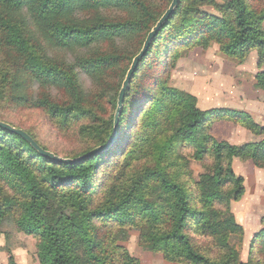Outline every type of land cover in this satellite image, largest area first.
<instances>
[{
  "label": "rangeland",
  "instance_id": "1",
  "mask_svg": "<svg viewBox=\"0 0 264 264\" xmlns=\"http://www.w3.org/2000/svg\"><path fill=\"white\" fill-rule=\"evenodd\" d=\"M172 1L140 0V4L134 7L115 5L110 9L102 8L101 11L78 13L70 20L80 25H92L97 20L106 23L129 20L146 22L140 30H134L123 37H115V40L92 44L90 47H56L50 43L43 25L32 16H13L14 22L24 28L30 48L25 53H16L4 46L5 42L0 33V80L6 78L7 72L18 73V81L27 83L13 90L16 98L27 95L36 98L40 82L30 77L27 67L28 60L34 54L41 61L68 73L76 83L78 92L75 93L71 87L64 85L43 89L44 95L50 94L61 107L72 109L68 117L50 113L34 105H25L22 99H12L0 104V118L30 132L47 150L63 158L77 159L100 146L99 142L111 129V119L117 113L119 94L133 60L157 23L148 33L146 25L155 18L159 17L160 20ZM191 1L194 0L188 3ZM227 1L215 0L214 4H195L193 7L214 18L222 17V8L219 6ZM250 1L256 7H264V0ZM262 27L264 30V20ZM182 28V31L185 29L183 34L192 31L190 28L187 30L188 26ZM178 33L179 30L174 28L172 37L167 38L165 33L163 37L166 39L157 42L129 90V104L124 114L120 139L110 148L111 151L103 155L95 169L91 183L95 204L102 203L105 198L115 201L135 181L146 176L148 167L156 168L157 163L150 162L151 157L147 155V151L153 150L157 154L163 135L157 136L158 140L153 139L150 147L146 146L145 138L149 134L156 136V129H153L151 122L155 120L157 125L161 123V113L156 104L163 96L166 86L193 94L201 110L215 112L208 116L205 133L216 141L237 146L264 142V59L261 51L250 46L246 51L229 55L215 41L207 44H183L181 40L180 43V40H176ZM102 55H118L120 61L115 66L99 69L94 63ZM6 80L9 82L12 77L7 75ZM144 98H149L150 101L139 117L138 127L132 129L130 122ZM233 110L244 113L248 118H238L228 112ZM130 138L131 143L122 151ZM140 144L144 148L134 152ZM188 153H194L193 145L183 153L178 151L182 169L174 172L183 170L186 181L191 180L190 186L198 190L197 184L199 185L202 175L211 170L213 163L211 159L199 160ZM36 158L38 160V156ZM233 168L238 176L244 178L245 193L241 199L232 201L229 206L237 222L244 227V234L243 240L240 241L239 237L233 238L231 244L240 250V260L247 262L250 260L254 235L262 228L264 166L256 165L252 159L244 160L235 156ZM154 186L159 190L154 189ZM142 188L143 203L128 207L126 215L110 213L96 219L95 225L102 237L101 241L106 247H110L108 252H113L112 249L116 246L120 248L115 251L118 264H125L124 253L134 258L137 264H192L179 259L170 260L161 250L147 246L150 233L154 235L166 227L161 213L167 212L171 196L166 195L169 198L167 203H160L157 197L165 194L154 180L145 181ZM227 191L229 192L226 195H229L231 191ZM28 195L15 178L0 172V197L6 206L5 216L0 223V264H11V255L17 264H40L37 255L40 234L29 233L17 223L28 202ZM145 201L163 204V207L157 206L160 211L158 220ZM227 207V200L215 203V210L219 212ZM205 236L198 237V245L206 252L209 249L214 250L216 242L212 237ZM149 243L153 245V240Z\"/></svg>",
  "mask_w": 264,
  "mask_h": 264
},
{
  "label": "trees",
  "instance_id": "2",
  "mask_svg": "<svg viewBox=\"0 0 264 264\" xmlns=\"http://www.w3.org/2000/svg\"><path fill=\"white\" fill-rule=\"evenodd\" d=\"M188 1L190 0H180L173 15L154 38L149 51L141 60L126 92L117 137L104 152L77 163L54 161L41 155L25 138L0 127V172L15 178L29 194L28 202L17 223L29 233L40 234L41 239L37 245L40 264H118V255L115 251L120 248L116 246L112 249L113 252H108L110 247H106L101 241L102 237L98 233L95 221L110 213L126 215L128 207L136 203L142 204V185L145 181L151 180H154L165 194L157 197L160 203L169 201L166 195H170L171 199L167 212L161 213L166 227L154 235L150 233L147 238L149 248L161 250L170 260L179 259L192 264H264V216L261 220L262 228L251 242L250 260L244 262L240 260V250L231 244L233 238L239 237L240 241L243 240L244 227L237 222L229 206L232 201L241 199L245 193L244 178L238 176L233 168L234 157L252 159L256 165L263 167L264 142L237 146L225 141H216L205 133L208 116L214 115L215 112L201 110L197 105L196 96L191 93L166 86L163 96L158 99L156 107L161 113V123L157 125L154 123L155 120L152 121L156 136L149 134L145 138L146 146L150 147L153 139L158 140L157 136L163 135L157 154L153 150L147 151V155L151 157L150 162L157 163L156 168L148 167L146 176L135 181L115 201L105 198L102 203L95 204L91 192L97 164L120 139L124 114L129 104L127 100L129 90L139 75L145 59L153 52L159 40L172 37V29L179 30L176 40H180V43L182 40L183 44H207L215 41L229 55L246 51L253 46L261 51L264 59L262 27L264 7H256L250 0H228L219 6L222 8V17L214 18L212 15L197 11L193 5L214 4L215 0H198L199 3L197 0L190 3ZM137 4H140V0H0V33L5 42L4 46L15 50L16 53L27 52L30 44L24 28L12 18L15 15L27 14L43 25L52 45L61 48L79 45L90 47L92 44L115 40V37H123L134 30H140L146 22L129 20L106 23L97 20L92 25L86 23L80 25L71 21V18L80 12L101 11L102 8L110 9L115 5L134 7ZM158 20L159 17L146 25L147 33ZM183 26L186 28L188 26L187 30L192 31L183 34L185 31V29L182 31ZM165 33L167 35L163 37ZM33 56L28 60L27 67L30 77L40 82L36 98H32L31 95L16 98L13 90L27 82H19L18 73L7 72L12 80L7 82L6 74V78L0 80V104L10 102L12 99H22L25 105H34L50 113L70 116L72 109L61 107L50 94L44 95L43 89L64 85L67 88L71 87L76 93L78 92L76 83L68 73L41 61L34 54ZM99 58L94 63L99 69L115 66L120 61L118 55H102ZM149 101V98L141 101L130 122L132 129L138 127L139 117ZM228 112H232L233 116L238 118H248L241 112L234 110ZM0 121H3L2 118ZM114 126L113 117L111 129L99 142L100 146L109 142ZM28 133L47 149L36 136ZM132 138L122 151L131 143ZM190 145H193L194 153L188 154L199 160L211 159L213 163L211 170L202 175L199 185L197 184L198 190L190 186L191 180L186 181L183 170L182 173L174 172L182 169L178 151L183 153ZM140 146L141 144L133 151L144 148ZM154 189L159 190L156 186ZM227 189L231 191L229 195H226L229 192ZM224 200L228 201L226 210L223 212L215 210V203ZM145 203L158 220L160 211L157 206L163 207V204L147 201ZM5 213L6 206L0 197V223ZM205 235L212 237L216 242L214 250L209 249L206 252L198 245V237H206ZM150 240H153V245L149 243ZM114 254L116 256H113ZM124 254L125 264H137L134 258ZM10 263L17 264L13 255L10 256Z\"/></svg>",
  "mask_w": 264,
  "mask_h": 264
},
{
  "label": "water",
  "instance_id": "3",
  "mask_svg": "<svg viewBox=\"0 0 264 264\" xmlns=\"http://www.w3.org/2000/svg\"><path fill=\"white\" fill-rule=\"evenodd\" d=\"M180 0H173L171 5L169 6V8L166 10V12L164 13V15L160 18V20L157 22V24L154 26V28L151 30V32L148 34L144 46L141 49V51L135 56L133 63L128 71V74L124 80L123 83V87L121 88L120 94H119V107L117 109V113L115 115V126H114V132L113 135L111 136L109 142L107 144L98 146L96 148H94L92 151H90L88 154L81 156L77 159H71V158H63L45 148H43L39 143H37V141L24 129L21 128H17L15 126H13L10 123L4 122V121H0V127L15 133L23 138H25L26 140H28L33 147L44 157L52 159L54 161H60V162H65V163H77L80 162L88 157L91 156H95L98 155L102 152H104L106 149H108L113 142L115 141L118 131H119V118L121 113L123 112L124 109V101H125V96H126V92L132 82V79L140 65L141 60L146 56L147 52L149 51L152 41L154 40V38L157 36V34L159 33V31L163 28L164 24L171 18V16L173 15L175 9L177 8V6L179 5Z\"/></svg>",
  "mask_w": 264,
  "mask_h": 264
}]
</instances>
